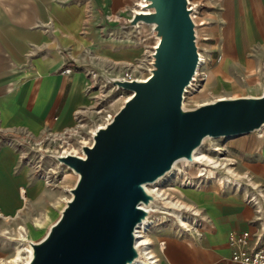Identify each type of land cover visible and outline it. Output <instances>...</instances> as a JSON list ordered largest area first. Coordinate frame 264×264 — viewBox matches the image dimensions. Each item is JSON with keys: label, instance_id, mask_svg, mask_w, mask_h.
Instances as JSON below:
<instances>
[{"label": "crops", "instance_id": "crops-1", "mask_svg": "<svg viewBox=\"0 0 264 264\" xmlns=\"http://www.w3.org/2000/svg\"><path fill=\"white\" fill-rule=\"evenodd\" d=\"M223 2L233 13L235 48V56L228 55L226 61H234L246 77H264V0ZM117 5V0H0V237L12 228L9 222L17 226L35 221L56 200L22 159L28 149L19 145L20 135L39 136L71 126L89 103L85 91L89 54L95 55L96 69L102 68L103 60L98 52L106 51L105 58L121 64L135 57L129 45L110 42L124 39L100 40L103 13L122 9ZM66 69L72 73L63 74ZM217 79L228 86L222 89L244 87L233 78L220 76L215 83ZM248 90L250 97H259L264 83L258 80ZM241 138H232L229 149L238 171L235 180L245 182L239 188L209 182L180 192L177 199L192 212L189 222L194 227L198 222L199 237L195 228L183 231L185 237L168 238L159 259L150 238L157 264H233L230 233L248 231L251 248L264 249V139L247 143ZM29 208L31 217L22 219ZM4 247L0 239V255Z\"/></svg>", "mask_w": 264, "mask_h": 264}, {"label": "water", "instance_id": "water-1", "mask_svg": "<svg viewBox=\"0 0 264 264\" xmlns=\"http://www.w3.org/2000/svg\"><path fill=\"white\" fill-rule=\"evenodd\" d=\"M146 1L148 12L134 13L127 26H152L159 38L151 74L111 79L131 97L94 132L92 145L81 147L83 158L57 157L77 181L45 237L30 244L28 264H133L135 229L148 214L141 205L154 200L145 185L179 160L192 162L205 138H235L264 125V93L182 109L199 64L191 10L186 0Z\"/></svg>", "mask_w": 264, "mask_h": 264}, {"label": "rangeland", "instance_id": "rangeland-1", "mask_svg": "<svg viewBox=\"0 0 264 264\" xmlns=\"http://www.w3.org/2000/svg\"><path fill=\"white\" fill-rule=\"evenodd\" d=\"M137 2L138 0H117V6L122 9L112 8L110 11L103 13L104 24L100 34L102 36L100 38L101 41L102 39L105 40L109 37H115L130 42L110 39V42L115 45H129V51L135 52V59L130 57L126 63L122 64L119 62H110L108 58L103 56L107 53L106 51H103L101 54L98 52V57L103 59L100 62L102 65V71L100 73L104 83H102L97 90L88 93V105L81 109L72 121L69 129L75 128L78 124H82V128H78V135L72 132L73 135H71L69 139H66L67 141L57 140L55 146L52 148V152L66 149L68 145L65 142L71 144L66 151H75L80 141H86L87 146L92 145L93 141H91L89 134L90 129L101 124L106 125V123L120 110L124 101L130 95L126 91L110 83V79L120 78L125 72L132 73L135 78H143L148 75L147 57L155 42V34L153 33L152 27L144 24L139 28H132L121 24V21L118 20V18H122L124 15L130 18L131 10L134 9ZM140 2L141 1H139V3ZM192 2L197 5L198 11L195 20L198 24L196 27V46L198 52L206 59V62L200 69L198 68L196 74H199L197 77L195 76L191 88H189L186 93L184 92L185 95L183 94L184 96L181 103L182 109L193 110L200 105L208 104L221 98L233 99L250 97L251 93L248 90V86L253 85L258 80L264 83V77L262 76L257 79L246 77L244 74L240 73L234 61H226L228 55L235 56V48L233 46V13L229 3L223 2V0H192ZM98 48L101 49L100 45ZM93 56L95 57V55ZM220 76H226L230 79L233 78L236 82H239L240 85L244 86L243 89H234L236 91L222 89L223 86L224 88L228 86L222 84L220 79H217L215 83L216 78ZM241 78H243L244 83L241 81ZM256 92H259L258 87L256 88ZM98 109L101 110L96 112ZM241 137V139L247 141V143L250 141L252 142L256 139V133ZM232 140V138L216 139V141L208 140L204 142L203 152L213 158L218 159L220 157L225 165L232 164L230 166L234 168L235 159L230 155L231 151L229 149ZM213 147L221 148L223 150L221 152L222 155L218 157L212 154L210 150ZM52 164L51 161L45 160L42 165L44 168L52 167L57 176L53 180V190L46 188L49 193L56 195L54 204L47 207L45 211L42 209L43 212L41 211L35 221H24L18 223L19 225L17 226L9 222L7 225L12 228L7 229L6 233L0 237L1 244L5 246L3 248L5 253L1 254L0 257L6 258L11 255L14 245H17L22 239L20 235H24L26 240L33 241V243L42 240L50 226L58 219L61 210L65 207L66 200L69 199L67 191L75 186L77 179L68 169H63L61 166ZM174 169L175 174L167 175V177L161 180L159 183L160 185H158L164 192V199L159 198V200L156 201L154 212H152L149 218L152 224H150L146 232L153 240L152 248L158 259L159 252L165 246L168 238L185 237V234H187L179 230L181 228L178 227L175 218L171 214L175 210L171 203L178 200L177 196L181 197L179 193H183L185 189L203 187L209 182H214L216 185L222 187L220 182H224V180L222 181V179L218 178L219 175H222L221 169L213 170L207 165L204 166V164H189L179 161ZM201 169H203V171ZM208 170H213L216 177L209 178L207 176ZM236 172L238 173V171ZM235 179L233 177L229 178L230 187H236L237 184L245 182H236ZM30 210L31 208H29L28 213L26 211L24 212L22 219L25 220L31 217ZM197 224L198 222L195 223V228H197ZM19 227H23L24 232H22V230L19 231ZM140 232L139 235H142V231Z\"/></svg>", "mask_w": 264, "mask_h": 264}, {"label": "bare ground", "instance_id": "bare-ground-1", "mask_svg": "<svg viewBox=\"0 0 264 264\" xmlns=\"http://www.w3.org/2000/svg\"><path fill=\"white\" fill-rule=\"evenodd\" d=\"M140 1H141L140 3H138V4L136 3L134 9H132L131 12L147 11L148 2L146 0H140ZM194 8H195L194 14H196L198 12L196 4H194ZM196 24H197V22H196ZM141 25H144V24L140 23L138 25V28L141 27ZM197 26H198V24H197ZM133 28H137V27H133ZM196 34H197V31H196ZM154 39H155V42H154L152 48H155L158 45V43H159V38L158 37L154 36ZM126 42H128V41H126ZM128 43H130V42H128ZM205 62H206V59L204 58V56L201 53H199V64H198L197 70H198V68L200 69V67L203 66L205 64ZM197 70H196V73H197ZM196 73H195V75L193 77V80L190 83L189 87H187L185 89V93L187 92V90L189 88H191V85H193L192 83L194 82L195 76L197 77V75H198ZM147 74L148 75L146 77L135 78V79L136 80H146L151 74L148 67H147ZM129 95L130 96L127 99H129L131 97L132 93L129 92ZM221 99H223V98H221ZM217 100H219V99H217ZM104 126H105V124H101V125L96 126L95 128L90 129L89 134H90L91 141H92V136L94 135V132L97 129L102 128ZM78 128H82V124H78L75 128H72L71 131L74 134L78 135V133H79ZM62 131H64V130H62ZM260 132L262 133V137L264 139V125H262V127L259 130H257V132H253V133L254 134L255 133L258 134ZM231 138H234V137L205 138L202 141V144L194 151V153H193V161L192 162L191 161H187V160H179V161L187 162L189 164H191V163H198V164H201V165L204 164V166L207 165L208 167H211V169H213V170L221 169L222 175H219L218 178L222 179V181L224 180V182H221L222 186L229 187L230 186L229 178L230 177H233L234 179L237 178L236 171H234V168L230 166L232 164L225 165V163L222 162V159L219 157V156L222 155L221 152L223 151L221 148L213 147L210 150V152L212 154H214V155L219 157L217 159V158H213V157H210V156L206 155L203 152V147H204L203 145H204V142H206L208 140L216 141V139H231ZM65 143L68 145V147L66 149H64L65 155L70 154V155H79V156L83 157V153L81 151V147L85 146L87 144L86 141H80L79 145H78V147H77V149L75 151H66L67 149H69L71 144L68 143V142H65ZM179 161L174 163L173 168L171 169V171L168 172L164 177L160 178L155 183L145 185L146 192L149 195H151L154 198V200L147 206H145L143 204L141 205V207L144 210H146L148 214H147L146 219L141 224H139L137 226V228L135 229V249H136V251L138 253V258L133 264H154V263L156 264V262H157L154 254L151 251L150 237H149L148 233L146 234L148 227L150 226V224H152L149 218L151 217L152 212H154V205H155L156 201H158L159 198L164 199V192L158 187V185H160L159 183L161 182V180H163L165 177H167V175L169 176V175L175 174L174 167L178 164ZM62 167H63V169L64 168L68 169L66 166H62ZM68 170L73 175H75L76 179H77V174L74 173L71 169H68ZM201 170L203 171V169H201ZM213 170H208L207 171V176L209 178L216 177V175H215ZM201 175H203V174H201ZM40 178L44 181L45 177L40 176ZM67 192L69 194V199H67L66 202L69 201L70 198H71L70 190L68 189ZM171 204H172V206L175 209L173 211V213H171V214L175 218V221H176L177 225L181 228L180 231H185V232H188L190 230L193 231L195 229L193 221L190 223L189 222L190 218L187 216V214L189 216L192 215V212L188 209V207H186L183 204V202H181L179 200H175ZM0 217H1V215H0ZM18 230L19 231L22 230V232H24V228L23 227H19ZM140 231H142V235H139L141 233ZM20 236L22 237V239L17 244L18 246L14 245V247H13V249L11 251V255L9 257H6V258L5 257H0V264H28V262H29V260L31 258V254H32V249H31V245L30 244L33 243V241L26 240L24 235H20Z\"/></svg>", "mask_w": 264, "mask_h": 264}, {"label": "built area", "instance_id": "built-area-1", "mask_svg": "<svg viewBox=\"0 0 264 264\" xmlns=\"http://www.w3.org/2000/svg\"><path fill=\"white\" fill-rule=\"evenodd\" d=\"M186 1H187L188 10H191L190 17L194 23V33L197 39V34H196L197 24L195 21L197 17H196V14H194L195 12L194 3L192 2V0H186ZM143 12H148V10L143 11ZM134 13L139 14L141 13V11L131 12L130 18L129 17L127 19L118 18V20L121 21V24L127 25V23L132 19ZM143 14H146V13H143ZM136 27L138 28V25ZM154 49L155 48L151 47V50L149 52L150 55L148 54V57H147L148 58L147 65H148L150 73L152 70ZM198 55H199V52H198ZM93 60H95L94 56L89 54V56L87 57V67L89 68L85 73L86 79H87V83L85 87L86 93H90L92 91L97 90L98 87H100L102 83H104L103 80L102 81L100 80L102 78L101 73H100L102 71V68L96 69L92 67ZM70 73H72V70L70 69H66L63 71V74H70ZM117 79H121L123 81H129V82L132 80H136L135 77H133L132 73L130 72H125L122 77L117 78ZM99 110L101 109H98L96 112H98ZM110 121H108L107 123H109ZM71 129L69 128L64 129V131H60V132L47 131L39 136H34L29 133H24L20 135V138H19L20 139L19 145L25 146L28 149L27 153H25L22 156V159L34 169L35 173L38 174V176L45 177L44 178L45 185L47 188H50L51 190H53V180L57 177L56 173H54L52 167L44 168L42 164H43V161L49 160L51 161V163L56 164V166H61V167L64 166L57 160V157L66 156L64 153V150H60V151L56 150L52 152V148L55 146L57 140L67 141L66 139H69L70 136L73 135ZM256 137L259 139H262L263 138L262 133L260 132L256 134ZM76 156H79V155H76ZM220 184L222 183L220 182ZM236 187L238 188L241 187V184H237ZM223 188H226V187L223 186ZM19 191H20V196L24 197L25 191L22 189ZM196 229L197 230L194 231V235L195 237H199L198 226ZM251 236L252 234H250L248 231L229 234L228 245L231 249V255H230L229 261L231 263L233 264H264V249L251 248L250 246Z\"/></svg>", "mask_w": 264, "mask_h": 264}]
</instances>
